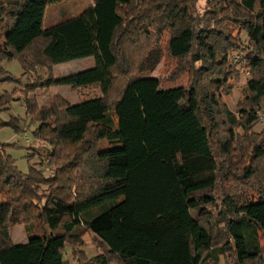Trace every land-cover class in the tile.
<instances>
[{
  "label": "trees",
  "instance_id": "1",
  "mask_svg": "<svg viewBox=\"0 0 264 264\" xmlns=\"http://www.w3.org/2000/svg\"><path fill=\"white\" fill-rule=\"evenodd\" d=\"M57 1L0 0V64L22 68L19 78L0 69V83L24 88L32 138L51 148L22 173L6 153L15 145H0V264H69L66 246L76 264H264V133L253 132L264 116V0H206L205 13L186 22L197 0H94L43 29ZM151 25L167 30L186 88L161 91L142 74L155 49ZM246 50L250 79L235 114L222 97L236 77L231 55ZM89 58L93 68L53 78L54 67ZM37 70L46 76L24 85ZM53 87L96 88L100 97L71 105L55 95L43 106L27 97ZM13 95L0 108L21 102ZM26 124L11 125L19 135ZM103 140L113 147L98 152ZM219 178L258 197L225 193L212 214ZM15 226L26 244L13 243ZM87 235L92 257L82 250Z\"/></svg>",
  "mask_w": 264,
  "mask_h": 264
},
{
  "label": "rangeland",
  "instance_id": "2",
  "mask_svg": "<svg viewBox=\"0 0 264 264\" xmlns=\"http://www.w3.org/2000/svg\"><path fill=\"white\" fill-rule=\"evenodd\" d=\"M94 5V0H59L56 3H49L46 7L44 19H43V29H48L52 26H55L61 22H64L68 19L74 18L76 16L81 15L85 10L89 9ZM206 11V0H197L195 4V10H192V7H186L184 9L182 20L184 22L188 21L191 17L202 16ZM151 32L154 33V43L155 49L151 53L152 57L145 59L143 62L141 72L150 78L157 79L159 81V90L167 91L178 88H186L189 82L188 73H181L180 75H175V71H177V61L173 60L169 57L167 52V43H168V33L167 30L159 31L156 26L151 25L148 27ZM242 39L245 40L244 35H242ZM249 51L242 52H234L230 57V66L233 70H235V79L229 81L230 92L227 95L222 97L225 105L235 114L239 110L240 106L243 105L246 100L245 87L246 82L250 79V74L247 69L244 68L245 61L244 58L248 54ZM155 57V59H154ZM238 57L240 64H234L233 60ZM154 61H158L153 69L151 70V66ZM94 67V59L89 58L85 60L75 61L68 64L59 65L53 68V78L58 79L61 77L68 76L70 74L79 73L86 71L90 68ZM0 69L3 70L8 75L19 78L22 75V68L18 61H4L0 64ZM46 76V72L43 70H37L36 74L29 75L23 79V84L26 85V82H31L35 79L36 76ZM23 87H16L13 85H9L6 83H0V98L1 96H5L14 92L13 98L21 97V102L15 101L10 104L5 103L4 106L0 108V145H15L9 150L7 153L14 161L18 170L22 173H26L28 166H34L38 164V154H42L44 151L51 152V148L44 145L41 142L34 141L32 138V132L36 127L35 125H31L30 117L26 116L25 106H24V97L22 96L21 90ZM94 90H90L88 92L89 96L100 97V92L98 89L93 88ZM97 92H96V91ZM82 93H87L88 90H79ZM78 94V90H72L69 87H53L49 90L40 89L34 93L28 94V99L36 98V102L39 106H43L52 99L55 95H62L64 98L71 104L76 105L79 104L78 101H74V96ZM8 108V110H7ZM27 119L28 131L26 133V140L23 142V135H17L15 129L11 124H15V127H23V122ZM13 120V121H12ZM264 116L259 115L257 125L255 126L253 132L257 134L264 133ZM242 146L247 145L246 142L240 143ZM113 145L109 144L106 141H101L99 143V147L97 149L98 152L106 151L112 148ZM28 151V152H27ZM27 152V153H26ZM33 155V156H32ZM26 156L29 157L30 163L27 161ZM221 161V160H220ZM233 163H236L232 160ZM264 186V183H262ZM256 188H239V186H235L233 184H228L222 181L220 178L218 179V183L215 187V190L211 193V197L213 198L214 205L213 207H209L208 210L212 214H216L220 211L221 201L224 199L225 193H240V195L244 194L251 198H256ZM104 208H98L94 211V215L100 214ZM53 213V211H50ZM56 214L50 215V223L51 225L55 224ZM22 227H15L12 229V234L18 233ZM23 235L25 236V232L23 231ZM24 236L19 239L17 245H23L27 242ZM90 235L85 237V245L83 247V252L89 256H95V251L93 250ZM259 242L262 247H264V233L259 234ZM64 260L69 264H76V260L74 261L71 256V251L68 246L65 248Z\"/></svg>",
  "mask_w": 264,
  "mask_h": 264
},
{
  "label": "crops",
  "instance_id": "3",
  "mask_svg": "<svg viewBox=\"0 0 264 264\" xmlns=\"http://www.w3.org/2000/svg\"><path fill=\"white\" fill-rule=\"evenodd\" d=\"M81 90H84V89H81ZM86 90H88L87 91V93H82V91H79L78 90V94L76 95V96H74V101H78V103H82V102H84V101H88V100H92V99H96V98H99V97H97V93H96V96H94V97H91V96H89V94H88V92L90 91V90H94L93 88H88V89H86ZM96 91V90H95ZM97 92V91H96ZM64 97V96H63ZM9 152V150L7 151V153ZM27 153V152H26ZM28 170V169H27ZM27 173V172H26ZM15 227H19V226H15ZM15 227H13V228H15ZM22 227V226H21ZM12 228V229H13ZM12 229H11V231H10V235H11V239H12V241H13V243L14 244H17L18 243V241H19V239H21L24 235H23V231H24V229H23V227L19 230V232L18 233H15V234H12ZM24 238L25 239H27L26 238V236H24ZM27 241V240H26ZM25 244H26V242H25Z\"/></svg>",
  "mask_w": 264,
  "mask_h": 264
},
{
  "label": "built area",
  "instance_id": "4",
  "mask_svg": "<svg viewBox=\"0 0 264 264\" xmlns=\"http://www.w3.org/2000/svg\"><path fill=\"white\" fill-rule=\"evenodd\" d=\"M236 63H237V64L240 63L238 57H236V58L234 59V64H236ZM263 123H264V122H261V124H263ZM23 136H24V137H23V142L27 141V140H26V133H24ZM42 170L44 171L45 174H50V173L52 172V170L47 166L46 163H44V165L42 166Z\"/></svg>",
  "mask_w": 264,
  "mask_h": 264
}]
</instances>
